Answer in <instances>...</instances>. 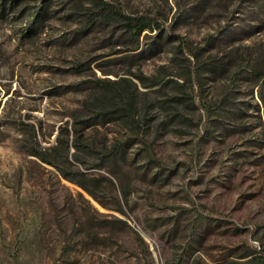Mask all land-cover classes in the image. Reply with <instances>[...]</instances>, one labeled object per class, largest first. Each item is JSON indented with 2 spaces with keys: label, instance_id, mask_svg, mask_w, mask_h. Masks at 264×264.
<instances>
[{
  "label": "rangeland",
  "instance_id": "374dc122",
  "mask_svg": "<svg viewBox=\"0 0 264 264\" xmlns=\"http://www.w3.org/2000/svg\"><path fill=\"white\" fill-rule=\"evenodd\" d=\"M262 97L264 0H0V264H257Z\"/></svg>",
  "mask_w": 264,
  "mask_h": 264
},
{
  "label": "trees",
  "instance_id": "16d2710c",
  "mask_svg": "<svg viewBox=\"0 0 264 264\" xmlns=\"http://www.w3.org/2000/svg\"><path fill=\"white\" fill-rule=\"evenodd\" d=\"M23 0H10V4L12 5V7H16V5L20 4ZM47 1V0H46ZM44 2V0H43ZM105 16L104 19H110L113 18L116 21H118L119 23H121L122 28L124 29V31L127 32L128 35H130V37L137 39L140 34L145 31V30H152L153 27L159 29L160 28V24L158 23L157 20H153L151 17L149 16H130V15H126L123 14L120 10L114 9L112 6H108L105 5ZM45 8H42L41 12L44 13ZM2 10H4V7H2ZM41 14H39L40 18H41ZM39 19H37V17L35 18V21H33L32 23H37ZM42 21V18L39 20ZM94 87L96 88H101V89H107V88H112L110 86V84L106 83L105 81H99L96 80L94 82ZM262 100H264V97H262ZM115 112L113 110H100L99 108L96 109L93 113V115H91L87 121L91 124L96 123V121H99V119H105L108 118L110 116H112ZM257 264H264V258H259Z\"/></svg>",
  "mask_w": 264,
  "mask_h": 264
}]
</instances>
